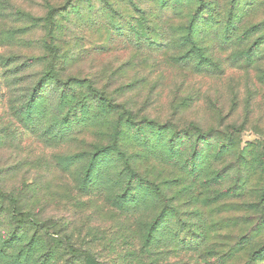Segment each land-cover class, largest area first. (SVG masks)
<instances>
[{"label":"rangeland","instance_id":"obj_1","mask_svg":"<svg viewBox=\"0 0 264 264\" xmlns=\"http://www.w3.org/2000/svg\"><path fill=\"white\" fill-rule=\"evenodd\" d=\"M0 264H264V0H0Z\"/></svg>","mask_w":264,"mask_h":264},{"label":"trees","instance_id":"obj_2","mask_svg":"<svg viewBox=\"0 0 264 264\" xmlns=\"http://www.w3.org/2000/svg\"><path fill=\"white\" fill-rule=\"evenodd\" d=\"M56 11H57V8H51L50 10H49V12H48V15H47V17H46V20L48 21V22H53L54 21V19H55V13H56ZM54 23V22H53ZM52 23V24H53ZM244 126V125H243ZM105 149H102L100 152H103ZM21 213V212H20ZM22 214V213H21ZM161 220H162V218H160V219H157V220H155V224L157 225V224H159L160 222H161ZM250 261H248V263H249Z\"/></svg>","mask_w":264,"mask_h":264}]
</instances>
